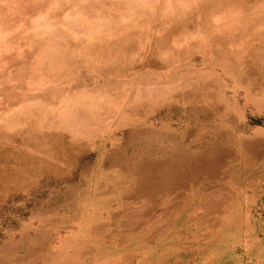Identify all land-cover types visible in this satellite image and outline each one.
<instances>
[{
	"label": "rangeland",
	"instance_id": "374dc122",
	"mask_svg": "<svg viewBox=\"0 0 264 264\" xmlns=\"http://www.w3.org/2000/svg\"><path fill=\"white\" fill-rule=\"evenodd\" d=\"M263 32L264 0H0V264H264Z\"/></svg>",
	"mask_w": 264,
	"mask_h": 264
},
{
	"label": "bare ground",
	"instance_id": "6f19581e",
	"mask_svg": "<svg viewBox=\"0 0 264 264\" xmlns=\"http://www.w3.org/2000/svg\"><path fill=\"white\" fill-rule=\"evenodd\" d=\"M237 4V3H236ZM247 12H248V10H246ZM245 11V12H246ZM249 13V12H248ZM264 33V32H263ZM262 45H261V47H262V49H263V52L261 53V54H264V43H261ZM258 47H260L259 45H258ZM154 48H155V46H154ZM150 56V55H149ZM261 56V58H260V62H263L264 61V55H260ZM261 66V69L264 71V65H260ZM113 76V75H112ZM109 85V84H108ZM177 89V88H176ZM182 89V88H181ZM178 90V89H177ZM133 91V90H132ZM176 91V90H175ZM131 92V91H130ZM119 93H120V91H119ZM173 93V92H172ZM166 94V93H165ZM176 94V93H175ZM122 95V94H121ZM128 96H130V95H128ZM165 96V95H164ZM117 97V96H116ZM157 97V96H156ZM166 97H168V96H166ZM176 97H178V98H181V95H176ZM140 98V97H139ZM146 98V97H145ZM160 98H162V97H160ZM169 98V97H168ZM141 99V98H140ZM153 99V98H152ZM110 100V99H109ZM117 100V99H116ZM139 100V99H138ZM118 101V100H117ZM143 101V100H142ZM153 101V100H152ZM235 101V100H234ZM243 101V100H242ZM249 101V100H248ZM147 102H148V100H147ZM155 102V101H154ZM237 102V101H236ZM89 103V102H88ZM144 103V102H143ZM146 103V102H145ZM132 104H133V102H132ZM147 104V103H146ZM123 105V104H122ZM85 106V105H84ZM126 106V105H125ZM215 106H217V105H215ZM214 106V107H215ZM212 107H213V105H212ZM126 108V107H125ZM136 108V107H135ZM167 108H168V106H167ZM205 108V107H204ZM216 108V107H215ZM150 109V108H149ZM171 109V108H170ZM173 109V108H172ZM148 110V109H147ZM167 110V109H166ZM223 110V109H222ZM86 111V110H85ZM120 111V110H119ZM165 111V110H164ZM175 111V110H174ZM123 112V111H122ZM140 112V111H139ZM147 112V111H146ZM207 112V111H206ZM213 112V111H212ZM215 112V111H214ZM168 113H170V112H168ZM220 113H222V112H220ZM87 114V113H86ZM120 114V113H119ZM171 114V113H170ZM77 115H79V114H77ZM143 115V114H142ZM172 115V114H171ZM118 116V115H117ZM156 116H158V114L156 115ZM142 117V116H141ZM170 117V116H169ZM206 117V116H205ZM232 117V116H231ZM236 117V116H235ZM160 118V117H159ZM116 119H117V117H116ZM119 119V118H118ZM157 120V119H156ZM167 120V119H166ZM208 120V119H207ZM179 121V120H178ZM209 121V120H208ZM129 122V121H128ZM152 122V121H151ZM171 122V121H170ZM161 123H163V122H161ZM126 124V123H125ZM114 125V124H113ZM218 127V126H217ZM110 128V127H109ZM12 129V128H11ZM217 129V128H216ZM107 130H109V129H107ZM35 132H36V130H35ZM63 132V131H62ZM68 132V131H67ZM116 132V131H115ZM114 132V133H115ZM133 132V131H132ZM212 132H214V131H212ZM58 133V132H57ZM69 133V132H68ZM106 133V132H105ZM137 133V132H136ZM62 134V133H61ZM71 134V133H70ZM107 134V133H106ZM57 135V134H56ZM105 135V134H104ZM110 135V134H109ZM133 135V134H132ZM59 136V135H58ZM71 136V135H70ZM126 136V135H125ZM137 137V136H136ZM60 138V137H59ZM61 139H63L62 137H61ZM70 139V138H69ZM98 139V138H97ZM217 139V138H216ZM81 140V139H80ZM118 140V139H117ZM71 141V140H70ZM102 141V140H101ZM114 141V140H113ZM120 141V140H119ZM106 142V141H105ZM85 143V142H84ZM107 143V142H106ZM110 144H111V142H110ZM96 146V145H95ZM113 146V145H112ZM23 147V146H22ZM98 147V146H97ZM116 147V146H115ZM118 147V146H117ZM122 147V146H121ZM20 148V147H19ZM80 148V147H79ZM99 148H100V146H99ZM108 148V147H107ZM126 148V147H125ZM176 148V147H175ZM26 149V148H25ZM94 149V148H93ZM96 149V148H95ZM83 150V149H82ZM100 150V149H99ZM116 150V149H115ZM96 151V150H95ZM101 151V150H100ZM104 151V150H103ZM136 154V153H135ZM104 155V154H103ZM90 156V155H89ZM91 157V156H90ZM92 158V157H91ZM78 159V158H77ZM86 159V158H85ZM90 159V158H89ZM114 159V158H113ZM82 160V159H81ZM95 160V159H94ZM98 160V159H97ZM162 160V159H161ZM83 161V160H82ZM99 161V160H98ZM94 162V161H93ZM143 162V161H142ZM163 162H165L166 164L169 162V159H166V160H164ZM0 163L2 164V163H4L2 160H0ZM86 163H87V161H86ZM89 163V162H88ZM119 163H121V162H119ZM151 163V162H150ZM84 164V163H83ZM142 164V163H141ZM201 164H202V162L200 161L199 162V165L201 166ZM99 165V163L97 164V166ZM79 166V165H78ZM116 166V165H115ZM100 167V166H99ZM125 167H127V166H125ZM84 168V167H83ZM86 168H87V166H86ZM91 168V167H90ZM85 169V168H84ZM93 169V168H92ZM95 169V168H94ZM149 169H150V171H149V176H151V173L153 172V167H149ZM73 170V169H72ZM86 170V169H85ZM111 170V169H110ZM77 171H79V170H77ZM83 171V170H82ZM87 171V170H86ZM95 171V170H94ZM97 171V170H96ZM103 171V170H102ZM105 171V170H104ZM134 171V170H133ZM154 171H155V168H154ZM101 172V171H100ZM100 172H98V173H100ZM136 172V171H135ZM118 173V172H117ZM83 174V173H82ZM86 174V173H85ZM126 174H128V173H126ZM93 175H95L94 173H93ZM140 175V174H139ZM141 175H142V177H143V179L146 181V183L145 184H143V185H141L140 186V189L139 190H141L142 192H144V190L146 189V188H148V187H154V179L153 180H151V177H148V175H147V177H146V174L143 172V173H141ZM164 175V174H163ZM105 176V175H104ZM112 176V175H111ZM114 176V175H113ZM126 176H128V175H126ZM235 176V175H234ZM106 177V176H105ZM122 177H123V175H122ZM138 177V176H137ZM169 177V176H168ZM67 178V177H66ZM94 178V177H93ZM118 178V177H117ZM131 178V177H130ZM234 178V177H233ZM118 179H120V178H118ZM127 179V178H126ZM83 180V179H82ZM143 180V181H144ZM95 181H96V179H95ZM110 181V180H109ZM115 181V180H114ZM118 181V180H117ZM142 181V182H143ZM153 181V182H152ZM125 182V181H124ZM139 182H140V180H139ZM101 183V182H100ZM167 183V182H166ZM90 184V183H89ZM106 185L108 184V183H105ZM79 185V184H78ZM93 185V184H92ZM109 186V185H108ZM116 186V185H115ZM122 186V185H121ZM78 187V186H77ZM103 187V186H102ZM117 187V186H116ZM119 188H120V186H118ZM123 187V186H122ZM72 188V187H71ZM150 188V189H151ZM74 189V188H73ZM90 189V188H89ZM108 190V189H107ZM162 190V189H161ZM79 191V190H78ZM81 191V190H80ZM88 192V191H87ZM95 192V191H94ZM98 192V191H97ZM151 192H152V189H151ZM100 193H102V192H100ZM146 193V192H145ZM144 193V194H145ZM96 194V193H95ZM98 194V193H97ZM140 194V193H139ZM138 194V195H139ZM143 194V195H144ZM71 195V194H70ZM123 195V194H122ZM121 195V196H122ZM127 195V194H126ZM125 197V196H124ZM156 197V196H155ZM87 198V197H86ZM119 198H120V196H119ZM116 199V198H115ZM121 201V200H120ZM112 203V202H111ZM118 203V202H117ZM69 204V203H68ZM120 204V203H119ZM144 205V204H143Z\"/></svg>",
	"mask_w": 264,
	"mask_h": 264
},
{
	"label": "crops",
	"instance_id": "0c3cea01",
	"mask_svg": "<svg viewBox=\"0 0 264 264\" xmlns=\"http://www.w3.org/2000/svg\"><path fill=\"white\" fill-rule=\"evenodd\" d=\"M263 244V246H264V243H262ZM264 253V252H263Z\"/></svg>",
	"mask_w": 264,
	"mask_h": 264
}]
</instances>
